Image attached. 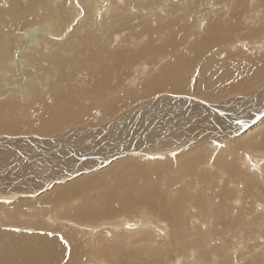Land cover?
Segmentation results:
<instances>
[{
	"label": "rangeland",
	"instance_id": "1",
	"mask_svg": "<svg viewBox=\"0 0 264 264\" xmlns=\"http://www.w3.org/2000/svg\"><path fill=\"white\" fill-rule=\"evenodd\" d=\"M156 1L158 2V0ZM160 1L164 5L166 1L174 0H159V2ZM204 1V7H202L199 11L196 6L190 9L191 14L196 12L197 17L200 15V19L203 18V20H209L207 21L208 24L206 22V25L203 26L204 29L201 33L196 32V36L194 37L192 36L193 34L195 35V33H192L187 36L189 38L186 37L185 39L181 33L185 30H180V26H182L180 24L172 26H166L165 24L166 27L162 28L163 31L160 30L161 33L159 31L158 33H155V31L149 32L152 33V35H149V38L147 39V32H140L144 33L139 39L143 42L139 45L135 44L134 49H132L133 47L131 45L128 46L127 54H124L125 58L122 54L120 61L115 64L116 66L118 65V67L110 66L99 68L101 71L99 84H101L104 79L105 81L103 82V86L100 88L102 89L104 87V93L102 95H98V97L97 95H93L95 91L93 78L90 80L85 78L87 73L90 71L89 67H75L76 69L74 67H66L67 73H65L69 75L65 74L66 77L63 76L62 79L60 74L58 77L51 79L54 83L50 80L43 85L44 87L40 86L37 91L43 87L45 89H41L43 91H39L44 94L38 91L36 92L37 94L33 96L34 99H32L33 97H29L27 101L26 98H24L19 103H16V101L10 102L7 99L6 101L1 99L5 102L3 103L0 100V135H2L0 136V139L7 138L8 136H29L30 138L36 139L35 142L38 145L40 144L38 146L39 148L41 147L45 150L48 149L47 151H53L50 149L61 146V150L66 151V154L64 155L69 157L71 156V152L74 150L67 149V146L65 147L62 139H67L71 136L69 141L66 143L69 144L72 142L78 144V142L84 138L79 142L81 143L80 147L84 145L87 146L89 143V147L87 146L86 148L87 151L90 150V153H99L98 157L105 158L108 154L112 153V149L117 148V150H120L118 146L121 145H118V142L115 141L119 139L118 136H121L118 129H120V132L123 134L128 132L136 134L138 132L140 133L138 134L140 135V139L138 138L139 141L136 140V143L140 144L144 142V139L141 138L142 132L140 125H144L145 123L142 122L143 118H145L147 122L148 117L150 116L148 114L144 115L146 111L142 113L144 107L146 106L144 110H147L148 105L152 106L156 104L164 106V109L171 108L173 107V102L171 100H167L170 95L188 96V98L200 96L199 98H202L207 102L210 101L209 103H211V105L209 106L220 107L222 110L224 109L225 112L230 111L229 109L231 107L233 109L236 107L241 109L242 107L241 111L244 112L247 109H251L244 117H234L236 121L238 120L236 124L240 121L239 123H241V125L243 124L245 127L251 120H253L257 113H261L262 110L259 109L264 106L263 99H258V97L257 103L252 101L253 105L246 100L248 97L256 96L257 94H264L262 92L264 90V0H236L235 3H233L234 0H217L215 3L211 0H196V3L199 4ZM227 1H232V4ZM223 2L228 4L224 5ZM151 5H153V3H151ZM163 5L160 7L165 10L166 6L164 5L163 7ZM210 6L213 7L211 8ZM210 12L214 13L210 14ZM188 18V24L191 25V22L194 23L192 15H189ZM73 19L76 18L74 17ZM72 21L75 23L72 22L71 24H77L75 20ZM148 21L156 23V21H152L151 19ZM149 22L146 23L148 26ZM47 24H50V22L48 21L42 23L44 26ZM159 24L160 23L155 24V28ZM255 26L256 28H254ZM194 27L195 29L196 27L198 29L201 28L199 25H194L191 28ZM148 28L150 29V27ZM169 30L170 32H168L166 36V32ZM42 31H44V28ZM117 36H120V33H118ZM179 36L180 38H178ZM190 36L192 38H190ZM110 39H112V36ZM115 40H118L117 37ZM185 42H187V44H185ZM12 46V54H14L13 57H15V54L17 55L19 51L18 47L20 46V42H15V45L13 43ZM140 47H142L143 50ZM45 48L51 49L50 47L44 46V49ZM128 55L129 57H126ZM159 63L160 65H158ZM27 65H30L34 71H39L38 73H41L43 77L48 76V74L49 76H54L53 70L44 69L43 72L40 71L41 69L37 68V65H34L33 63H29ZM14 67L16 66L14 65ZM91 68L92 70H95V67ZM102 69L105 71V75ZM85 71L87 73H85ZM39 79H41V81H45L44 78ZM106 86L109 87L106 88ZM86 90H88L91 94V96L88 94L89 98L86 97V92L88 93ZM162 96L168 102H166ZM158 98H161L162 101H158ZM87 99L88 101H86ZM244 103H247V105L245 106ZM5 104L6 106H4ZM198 109L200 108H197L190 114L188 119L189 121H185L186 123L178 121L177 119H172L173 121H170V119H162V121L158 122V126L156 125L157 129H159V126L161 125L159 129L160 131H156L155 127H149L151 128V134L156 132L159 136H163L160 137L163 139H166V137L169 138L170 135L173 136V133L176 138L187 139V142L184 141L183 145L181 147H176V149H173L170 144L165 146L161 145L160 147L156 145L155 147L153 142L158 141V139H151L150 134L147 137L148 141L143 143L144 146L147 144V147L145 146L146 148L140 144V146L136 147L135 150L129 149L130 151L128 152H117L110 157V161L106 164L96 163L99 160L94 158H90L91 161L87 162L88 164L85 160H78L79 162L77 161L76 163L69 161L64 162L59 159L57 155L51 156L52 160L49 159L47 162L46 160L38 159L40 161L43 160L45 163L29 162V164L21 158H17L15 161L10 163H5L7 160H2L0 158V161H2V163H0V178L5 174L4 172L7 171H12L11 173L17 174L18 176H16L18 178L20 174L22 178H20L22 180L21 184L18 180L19 183L16 181L17 184H15L16 182H7V184L6 182H3V184H1L2 186L0 185V194L7 195L13 193L12 195L14 196L13 199H3L0 197V228L44 232L45 234L49 233L47 236L49 235L53 238L59 239L61 241L59 245L64 249V257L60 256L61 262H57L59 260L58 256L54 257V264H91L92 260L98 259L101 264H160L158 262L161 261L163 255L170 253L166 251H170V248L173 249L171 251L174 252L172 255V258H174L173 264H231L227 261H229V257L233 254V252H227L226 247L230 245L229 242L232 244L234 243L235 236L239 235L240 230L243 237H249V243L246 244L242 250H246L250 255H256V259L252 257L247 258V256H245L242 261H239L236 264H256V262L258 264V262L262 260L260 257L261 254L257 251L254 252L253 248L255 246H259L260 242L263 241L264 228L262 230L259 228H251L249 227V224H252L253 220L249 219L248 223L247 221L245 222L243 218L245 212L253 211L254 220L259 221L262 217H264V215H257V212H259L260 208H262V203L264 204V165L262 166V163L264 162V155L262 154L264 151L261 153L251 154L255 150L254 148L252 152L248 154L244 153L243 150L228 149V145L232 143L230 141L234 138L233 136V138L230 136V139H227L226 141L224 138H216V135L212 139L210 137L207 138L209 131L214 130L217 132L216 124L221 126V120L216 116L213 118L216 124H213L211 116H214V113L211 110H207L205 112L202 111V113H200L197 111ZM135 110H141V113L139 112L140 117L144 116L142 119L138 116L139 118L137 119L139 121L136 118L131 117L132 113L136 112ZM159 111H162V108L159 109ZM224 119L225 116L222 120L224 121ZM136 121L137 123H135ZM193 121L196 123V126ZM122 122L126 125H123ZM148 122L147 124L151 123ZM174 123H176L177 126H174ZM149 126L151 125L149 124ZM138 128L140 131L137 130ZM86 129L94 131H102L103 129L107 130V132L103 130L104 132H97V135H94V138L97 140L95 148H98V150L94 151L95 148L90 147L92 145V143H90L91 137L84 133L86 132ZM171 129L173 130L171 131ZM163 130L167 132H163ZM109 131H112L111 134L114 136L112 138L114 141L111 139V136H109L111 135ZM196 131L202 134L197 133ZM76 133H81V135ZM102 133L109 135L102 139ZM186 134L188 135L186 136ZM37 136L41 141L43 139H48L53 140V143H49L47 145L44 142L43 145L40 141H37ZM198 137L200 139H198ZM254 137L255 138H251L250 140L252 141L253 146L256 145L259 147H257L258 149L262 150L264 146V136L259 135ZM188 139H192L189 141L190 143L188 142ZM77 140L79 141L77 142ZM96 140L94 142H96ZM220 140H223L224 142L220 143ZM107 141L109 142L107 143ZM125 143L126 141L124 144ZM51 144L53 148L51 147ZM15 146L17 147V145ZM18 147L23 152H27V154H35L36 152L30 145L23 147L18 145ZM9 150L12 151L13 148H9ZM94 155L96 156V154ZM246 157H253L261 162L259 161V163L253 165L249 163V160L245 159ZM49 164H51V166ZM98 164L100 166H98ZM83 165H88V167L86 168ZM223 167L229 168V170L235 174L232 180L228 181L229 179L226 177L227 172L222 170ZM201 168L202 174L197 175L196 172ZM248 168L252 169L245 171V169ZM73 169H77L76 172L78 173H73ZM16 170L17 172H15ZM58 171L61 173L59 174ZM65 171L67 172L64 173ZM207 171L212 173L209 175V178H206ZM52 172L54 174H52ZM60 175H65V177H61ZM247 176H256L257 180L255 181H259L263 187H259L256 191L248 189L246 185ZM194 180V185L191 186L193 183L192 181ZM40 181L42 183H47V181H49L50 183L48 182L49 185L46 186L47 188H40L41 190H36L38 187L34 188L35 190L32 188L34 195L21 193L16 190L19 189L18 187L22 188L24 185L29 187L30 190V185L33 186L35 182L37 183ZM53 184L54 186H52ZM195 184H198L199 187ZM216 184L218 185L215 187ZM221 186H223L221 193H225L228 190L233 192V194L222 198L218 197L219 200H215L216 203L220 204L219 209H217L212 202V205L203 207L202 204H204V201L210 198V194H214L215 192L219 193ZM236 186H240V189L242 188L244 192L242 198L237 199L236 196L234 197ZM249 191L251 193H249ZM57 193L61 194V200L55 202V200L51 198L48 203L50 206H46L52 216L60 218L58 222L54 224L56 222L55 218L44 215L46 209H43L41 206L45 205L44 201L46 197L48 200L49 197H56ZM192 193L194 195H191ZM202 193L205 194L202 196ZM244 199L246 200L244 201ZM252 199L258 201L260 200L261 202V204L258 202L252 207L255 210L249 206L253 205ZM192 200L194 204L191 207ZM229 200H231L232 203L231 201L229 202ZM36 203L39 205L37 206ZM22 206L25 207V209L23 208L18 211H25L27 215L21 214V216L16 214L12 216L13 210H15L16 207ZM196 206L201 208L204 215L201 222L202 227L198 230V232L203 233V237H190V233L193 229L192 225L195 219H191L186 223L188 215L189 217H192V211H198ZM145 218V223H147V225L149 224L152 229H148L147 227L139 232H137L139 229H135L137 231L132 230L133 232L131 231L130 233L129 230V232L125 231L120 227L116 230L108 227V224L113 225L114 223L121 222L122 220L130 219V221L134 220V222H143ZM63 220L64 222H61ZM147 220L150 222L148 223ZM88 223H90V225ZM229 226L231 229H229ZM185 227H187L188 230L184 229ZM198 232L194 231L196 235H198ZM151 233H153L156 237L151 235L152 237L149 239H140V237ZM216 233L219 234L217 235ZM131 236L134 237L132 238ZM205 236H208L209 239H206ZM255 237H257L258 240L253 242L252 240ZM96 241H98V244H96ZM203 241L206 243V246ZM219 241H225L226 245L224 247H220L221 244L216 243ZM184 246L187 247L184 248ZM182 247L184 248L185 254L183 251H180ZM188 249H193V251ZM236 250L237 245L234 246V252ZM103 260H105V262Z\"/></svg>",
	"mask_w": 264,
	"mask_h": 264
},
{
	"label": "bare ground",
	"instance_id": "2",
	"mask_svg": "<svg viewBox=\"0 0 264 264\" xmlns=\"http://www.w3.org/2000/svg\"><path fill=\"white\" fill-rule=\"evenodd\" d=\"M164 1V0H163ZM199 1V0H198ZM202 1V0H201ZM208 1V0H206ZM213 1V3H215L217 0H211ZM210 1V2H211ZM233 1V0H232ZM231 1V2H232ZM236 0L233 1V3H235ZM169 2V3H168ZM208 2V3H210ZM226 2V1H225ZM230 2V1H227ZM230 2V3H231ZM65 3V4H64ZM151 3H153V5H151ZM212 3V2H211ZM224 3V2H223ZM229 3V5H230ZM238 3V1H237ZM27 4V5H26ZM227 5L228 3H224V5ZM232 4V3H231ZM26 5V6H25ZM163 5L161 3V1L158 2L156 0H0V100L4 99L6 101L9 100L10 102H14L16 101V103H19L20 101H22L24 98H26V100L28 101L29 97H33L35 94H37L36 92H38L41 89H45L43 88L44 84H46L47 82H49L51 79H53L54 77H58L61 74V77L63 79V76H65L66 72V67H77V68H90L89 73H87L85 71V73H87L86 75V79L90 80L93 78L94 80V87H95V91L93 93V95H102L104 93V87L102 89H100L103 86V82L101 84H99V78H100V67H115L116 63L118 61H120L122 54L124 56V54H127V47L128 46H132L134 49L135 48V44L139 45L141 42H143L142 40H139L140 37L142 36V34L144 33H140L142 31L147 32L146 35V39L149 38V35H152V33L149 32H154L158 33V31L160 32V30L163 31V27L168 26H172V25H177L180 24L182 26H180V30H185L182 33V36L186 39L187 36H189L192 33H195V35L193 34L192 37L196 36V32L197 33H201L203 31V26L206 25V22L209 21L208 19L203 20V18H199L195 13H190V9L193 7H197L198 11L204 7L205 5V1L201 2L199 4L196 3V0H174V1H166L164 3V5L166 6L165 10H163L164 8H161L160 6ZM163 5V7H164ZM212 5V4H211ZM223 5V6H224ZM214 6V4H213ZM212 6V7H213ZM211 7V6H210ZM211 7V8H212ZM225 7V6H224ZM237 7V5H236ZM226 8V7H225ZM209 9V8H208ZM220 9V8H219ZM224 9V8H223ZM234 9V7H233ZM204 10V8H203ZM215 10V9H214ZM217 10V9H216ZM242 10V9H241ZM197 11V10H196ZM221 11V10H220ZM226 11V9H225ZM205 12V11H204ZM190 13V14H189ZM203 13V12H202ZM209 13V12H208ZM214 12H210V14H213ZM217 13V12H216ZM224 13V12H223ZM238 13V12H237ZM200 14V13H199ZM209 14V15H210ZM262 14V13H261ZM189 15H192L193 17V22H191V25L187 23V19H189ZM205 15V13H204ZM203 15V16H204ZM76 19H73V18ZM202 17V16H201ZM205 17V16H204ZM211 17V15H210ZM206 18V17H205ZM151 19L152 21H156L155 22H149L148 20ZM199 19V20H198ZM75 20L77 24H71L73 21ZM50 22V24H47L46 26L42 25V23L45 22ZM189 21V20H188ZM147 22H149V26L146 24ZM75 23V22H73ZM160 23L156 28H155V24ZM210 23V22H209ZM147 26H146V25ZM166 24V26H165ZM208 24V22H207ZM264 24V23H263ZM194 25H199L201 26L200 29H198L196 27L191 28ZM150 27V29L148 28ZM44 28V31H42V29ZM170 28V27H168ZM177 28V27H176ZM256 28V26L254 27ZM166 32V31H165ZM170 32L167 31L166 32V36L167 33ZM262 32V31H261ZM118 33H120V36H117ZM122 33V34H121ZM161 33V32H160ZM236 33V32H235ZM164 34V33H163ZM112 36V39H110ZM157 36V34H156ZM181 36V35H180ZM180 36L178 38H180ZM200 36V35H199ZM117 37L118 40H115V38ZM155 37V34H154ZM159 37V36H158ZM165 37V36H164ZM190 36V38H192ZM153 38V37H152ZM189 38V37H187ZM238 38V37H237ZM154 39V38H153ZM242 39V38H241ZM246 39V38H245ZM54 40V41H52ZM149 40V39H148ZM158 40V39H157ZM192 40V39H191ZM231 40V39H230ZM113 41V42H112ZM185 41V40H184ZM15 42H20V46L18 47V53L17 55L12 54V50L11 47L13 48V43L15 45ZM54 42V43H53ZM158 42V41H157ZM188 42V40H187ZM187 42H185V44H187ZM240 42V41H239ZM245 42V41H243ZM242 42V43H243ZM92 43H93V47H92ZM184 43V42H183ZM144 44V43H143ZM151 44V42H150ZM264 44V43H263ZM18 45V44H17ZM127 45V46H126ZM45 47H50L51 49H44ZM147 46V45H146ZM162 46V44H161ZM249 46V45H248ZM143 47V46H142ZM142 47H140L142 49ZM92 48V49H91ZM174 48V47H173ZM251 48V47H250ZM257 48V47H256ZM148 49V48H147ZM55 53H54V51ZM143 50V49H142ZM163 51V50H162ZM171 51V50H170ZM90 52V53H89ZM143 52V51H142ZM177 52V51H176ZM15 53V52H14ZM140 53V52H139ZM243 54V53H242ZM257 54V53H256ZM261 54V53H260ZM264 54V53H263ZM131 55V54H130ZM143 55V54H142ZM170 55V54H169ZM205 55V54H204ZM150 56V55H149ZM155 56V55H154ZM126 57H129L126 56ZM14 58V59H13ZM125 58V56H124ZM131 58V57H130ZM133 58V57H132ZM140 58V57H139ZM149 58V57H148ZM61 62V63H60ZM29 63H33L34 65H37V68H40V71H43L44 69L46 70H53L54 71V76H44L41 73H38L39 71H34L32 69V67L30 66V70H29V66L27 64ZM147 63V61H146ZM166 63V62H165ZM255 63V62H254ZM253 63V64H254ZM119 64V63H118ZM14 65L16 67H14ZM160 65V63L158 64ZM252 65V64H251ZM133 66V65H132ZM163 66V65H162ZM91 67H95V70ZM118 67V65L116 66ZM161 67V66H160ZM35 69V68H34ZM76 69V68H75ZM147 69V68H145ZM38 70V69H37ZM89 70V69H88ZM107 70V69H106ZM221 70V69H220ZM94 71V72H91ZM102 71L104 72L105 75V71L102 69ZM44 72V71H43ZM49 72V71H47ZM66 72V73H65ZM69 72V71H68ZM52 73V72H51ZM72 73V70H71ZM44 74V73H43ZM228 74V73H227ZM262 74V73H261ZM69 75V74H66ZM230 75V74H229ZM232 75V73H231ZM143 76V75H142ZM171 76V75H170ZM256 76V75H255ZM66 77V76H65ZM68 77V76H67ZM152 77V76H151ZM39 78H44L45 81H41V79ZM60 78V77H59ZM226 78V77H225ZM101 79V78H100ZM191 79V78H190ZM52 81V80H51ZM55 81V80H54ZM113 81V80H112ZM117 81V79H116ZM191 81V80H190ZM53 82V81H52ZM89 82V81H88ZM54 83V82H53ZM137 83V81H136ZM67 84V83H66ZM49 85V84H48ZM43 86L41 89H39L37 91V89ZM66 86V85H65ZM70 86V85H68ZM46 87V86H45ZM93 87V86H92ZM91 87V88H92ZM109 86H106V88ZM51 88V87H50ZM49 88V89H50ZM88 88V87H87ZM252 89V88H251ZM263 89V87H262ZM53 90V89H52ZM51 90V91H52ZM43 91V90H41ZM46 91V90H45ZM88 91V90H86ZM121 91V90H120ZM40 92V91H39ZM264 93V90L262 91ZM9 93V94H8ZM12 93V94H11ZM42 94H44L43 92H40ZM47 93V92H46ZM62 93V92H61ZM88 93L86 92V97H88ZM92 95V96H93ZM57 96V95H56ZM91 96V94H90ZM246 96V95H245ZM85 97V98H86ZM96 97V96H95ZM94 97V98H95ZM166 97V96H164ZM200 97V96H199ZM199 97H192V98H188V96H179V95H175V96H169V98L167 99L168 101L171 100L172 106L171 108H166L164 109L162 105H148L147 106V110L143 109L144 113L146 111L145 114L150 115L148 117V121L151 122L148 123L151 125L149 126V124H147L146 119L141 116L139 112L142 110H135L136 112L132 113L131 117L134 118H139L142 119V122H145L144 125H140V129L142 132V136L141 138L144 139V142H147V137L151 134L150 129L152 127H155V130L158 131L160 129L156 128V125L159 124V121H162V119H170V121H173L172 119H177L178 121L181 122H185V121H189V117L190 114L195 111L197 108V111L202 113V111H207V110H211L214 113V116H211L212 119V123L216 124L215 120L213 118H215L216 116L218 118H220V124L221 126L216 127L217 132L214 130H211L208 132V137H210L211 139L213 137L216 138H224V140L226 141L227 139H230V136L233 138L230 142H232L231 144L228 145V149L231 150H243L244 153H250L252 152V150L255 148V150L251 153V154H256V153H261L264 151V146L263 149L260 150L258 149L259 147L254 145L251 140V138H255L254 136H264V106L260 109L262 110L261 113L259 112V114L257 113L256 116L253 118V120L250 121V124L247 125L246 127L243 126V124L241 125V123L236 121L235 118H237L236 116L240 117V114L242 113V117L245 116V114L243 113L244 111H241V109H239V107H236L235 109H233L232 107L229 109L230 111L225 112L224 109L222 110V108L220 107H211L209 105H211V103L207 102L206 100L199 98ZM258 97V99H263L264 102V94H257L256 98ZM50 98V96H49ZM163 98V96H162ZM167 98V97H166ZM254 96L248 97L246 98V100H248L250 103H252ZM34 99V97L32 98ZM31 99V100H32ZM159 99V98H158ZM161 99V98H160ZM158 101H162L161 100ZM165 100V98H163ZM2 101L3 103L5 101ZM71 100V99H70ZM163 100V101H164ZM25 101V100H24ZM88 101V99L86 100ZM84 101V102H86ZM166 101V100H165ZM166 101V102H168ZM170 101V102H171ZM74 102V101H73ZM82 102V101H81ZM246 102V101H245ZM89 103V102H88ZM103 103V102H102ZM151 104H153L152 102H150ZM241 103V102H240ZM243 103V102H242ZM160 104V103H158ZM169 104V103H168ZM229 104V103H228ZM1 105V103H0ZM91 105V104H90ZM230 105V104H229ZM228 105V106H229ZM243 105V104H242ZM6 106V104L4 105ZM18 106V105H17ZM86 106V105H85ZM214 106V105H212ZM241 106V105H240ZM8 107V106H7ZM38 107V106H37ZM222 107V106H221ZM244 107V106H243ZM5 108V107H4ZM41 108V107H40ZM39 108V109H40ZM108 108V107H107ZM110 108V107H109ZM162 108V111H159V109ZM224 108V107H223ZM227 108V106H226ZM256 108V107H255ZM74 109V108H73ZM100 109V108H99ZM7 111V110H6ZM196 111V112H197ZM250 111V110H249ZM27 112V111H26ZM107 112V111H106ZM141 113V112H140ZM253 113V112H252ZM70 114V113H69ZM113 114V113H112ZM139 114V115H138ZM167 114V115H166ZM212 114V113H210ZM85 115V114H84ZM87 115V114H86ZM209 115V114H208ZM107 116V115H106ZM113 116V115H112ZM137 116V117H136ZM139 116V117H138ZM225 116L224 121L222 120ZM84 117V116H83ZM92 117V116H91ZM127 117V116H126ZM196 117V116H195ZM235 117V118H234ZM147 118V117H146ZM203 118V117H202ZM93 119V118H92ZM97 119V118H96ZM125 119V118H124ZM133 119V118H132ZM152 119V120H151ZM199 119V118H198ZM23 120V119H22ZM71 120V119H70ZM119 120V119H118ZM123 120V119H122ZM138 120V119H137ZM193 120V119H192ZM202 120V119H201ZM226 120V122H225ZM127 121V120H125ZM130 121L132 122V120L130 119ZM139 121V120H138ZM218 121V120H217ZM124 122V121H123ZM122 122V123H123ZM134 122V121H133ZM202 122V121H201ZM215 122V123H214ZM99 123V122H98ZM107 123V122H106ZM137 123V121L135 122ZM162 123V122H161ZM166 123V122H165ZM169 123V122H168ZM186 123V122H185ZM190 123V122H189ZM193 123H195L193 121ZM210 123V122H209ZM208 123V124H209ZM246 123V122H245ZM244 123V124H245ZM92 124V123H91ZM100 124V123H99ZM103 124V122H102ZM115 124V123H113ZM119 124V123H118ZM130 124V123H129ZM164 124V123H163ZM170 124V123H169ZM168 124V125H169ZM198 124V123H197ZM123 125H126L123 123ZM171 125V124H170ZM177 126L176 123H174V126ZM179 125V124H178ZM95 126V125H94ZM100 126V125H99ZM128 126V124H127ZM158 126V125H157ZM165 126V125H163ZM194 126V125H193ZM196 126V123H195ZM201 126V125H199ZM209 126V125H208ZM79 127V126H78ZM83 127V126H82ZM125 127V126H124ZM151 127V128H149ZM166 127V126H165ZM181 127V126H178ZM91 128V127H90ZM191 128V126H190ZM195 128V127H194ZM204 128V127H203ZM65 129V128H64ZM78 129V128H77ZM94 129V128H92ZM97 129V128H96ZM114 129V128H113ZM116 129V128H115ZM122 129V128H121ZM149 129V130H148ZM169 129V126H168ZM196 129V128H195ZM105 132H107L106 129ZM102 130V131H103ZM119 130V134L121 136H118L119 139L115 140L118 142V148L120 150H117V148L112 149V153L108 154L104 159H109L110 157H112L114 154H116L117 152L120 151H124V152H128L131 150H135L136 147L140 146V144L143 145L144 142L138 144L136 143L138 140V138L140 139V133L133 134L132 133H125L123 134L122 132H120L121 130ZM128 130V128H127ZM139 130V128L137 129ZM173 129H171L172 131ZM175 130V129H174ZM198 130V128H197ZM200 130V129H199ZM231 130V131H230ZM100 130L94 131V130H89L86 129V132H84L85 134L89 135V137H91L90 139V143H92V145L90 147H94L97 144V140L94 138V135H97V132H102ZM133 131V130H131ZM140 131V130H139ZM160 131V130H159ZM165 130H163L164 132ZM178 131V130H177ZM176 131V132H177ZM191 131V130H190ZM201 131V130H200ZM219 131V132H218ZM80 132V131H78ZM104 132V131H103ZM110 134L112 133V131H109ZM135 132V131H134ZM167 132V131H165ZM181 132V131H180ZM183 132V131H182ZM197 133H200L198 131H196ZM202 132V131H201ZM204 132V131H203ZM162 133V131H161ZM172 133V132H171ZM205 133V132H204ZM263 133V134H261ZM22 134V133H21ZM53 134V133H52ZM81 135V133H76ZM102 139H104L106 136H108L109 134H104L102 133ZM166 134V133H165ZM192 134V133H191ZM196 134V133H194ZM202 134V133H200ZM67 135V134H66ZM101 135V134H100ZM161 135V134H160ZM174 133L173 136L170 135L169 138L166 137V139L160 138L163 136H159L158 134L153 133L151 134L150 138H155L156 140L158 139V141H154L153 144L156 147V145H158L159 147L161 145L165 146L170 144L173 149H176V147H181L184 143V141L187 142V139L184 138H176L174 137ZM188 134H186L187 136ZM2 136V135H0ZM11 136V135H10ZM33 136V135H32ZM36 136V135H35ZM78 136V135H77ZM99 136V135H98ZM111 136V139L114 137L113 134L109 135ZM179 136V135H178ZM185 136V135H183ZM202 136V135H201ZM18 137H23V138H27V139H22V138H18ZM29 137V136H28ZM25 137L23 135L20 136H15V137H7V138H1L0 139V158L2 160H7L5 161V163H10L12 161H15L17 158H21L23 159V161L25 160V162H27L29 164V162H37V163H45L43 162V160H46V162L50 159L52 160L51 156H58L59 159L63 160L64 162L69 161V162H73L76 163L78 160H81L80 158H83L81 161L85 160L86 163L91 161L90 158H100L98 157L99 153L96 152H89L86 150L87 146L84 145L82 147H80L79 143L82 140H77L78 144L76 143H72L70 142L69 144H67L66 142L69 141V139L71 138L68 137L67 139L63 138L62 141L64 142L63 144H65V147L67 146V149H72L74 151H69L71 152V156L67 157L66 151L65 150H61V146L55 147L54 149H50L53 151H47L44 150L40 147H38L39 145L35 142L36 139L35 138H28ZM43 137V136H40ZM96 137V136H95ZM191 137V136H190ZM45 138V137H44ZM75 138V137H74ZM73 138V139H74ZM116 138V137H115ZM262 138V137H261ZM15 139V140H14ZM110 139V140H111ZM193 139V138H192ZM191 139V140H192ZM197 139V137H196ZM198 139H200L198 137ZM72 140V139H71ZM96 140V142H94ZM113 140V139H112ZM188 139V142L191 141ZM205 140V139H204ZM218 140V139H217ZM234 140V141H233ZM254 140V139H253ZM263 140V139H262ZM37 141L41 142V144H43L44 142L48 145L49 143H53V140H48V139H43L42 141L40 139H38L37 136ZM114 141V140H113ZM126 141V143L124 144V142ZM139 141V140H138ZM9 142V144H8ZM109 141H107L108 143ZM199 142V141H198ZM197 142V143H198ZM223 140H220V143H223ZM255 142V141H254ZM85 143V142H84ZM105 143V142H103ZM102 143V144H103ZM130 143V144H129ZM160 143V144H159ZM190 143V142H189ZM194 143V141H193ZM15 145H17V148L14 149L13 147H16ZM18 145L26 146V145H30L32 146V148L36 151L35 154H27V152H23L22 150L19 149ZM44 145V144H43ZM45 145V146H47ZM149 145V143H148ZM152 145V144H150ZM185 145V144H184ZM194 145V144H193ZM199 145V144H198ZM224 145V144H222ZM13 148V150H9V147ZM117 146V145H115ZM144 146V145H143ZM147 147V144L145 145ZM144 146V147H145ZM192 146V144H191ZM261 146V147H262ZM29 147V146H27ZM44 147V146H43ZM49 147V146H48ZM51 147L53 148L52 144ZM89 147V146H88ZM104 147V146H103ZM112 147V146H111ZM145 147V148H146ZM153 147V146H152ZM198 147V146H197ZM258 147V148H257ZM144 148V149H145ZM30 149V148H29ZM28 149V150H29ZM101 149V148H100ZM107 149V148H106ZM111 149V148H110ZM151 149V148H150ZM155 149V148H154ZM153 149V150H154ZM98 150V148H95L94 151ZM109 150V149H108ZM149 150V149H148ZM226 150V149H225ZM31 151V150H30ZM92 151V150H91ZM110 151V150H109ZM115 151V152H114ZM138 151V150H137ZM158 151V150H157ZM172 151V150H171ZM170 151V152H171ZM114 152V153H113ZM151 152V151H150ZM154 152V151H153ZM169 152V153H170ZM175 152V151H174ZM172 152V153H174ZM142 153V152H141ZM147 153V152H146ZM155 153V152H154ZM162 153V152H161ZM168 153V152H165ZM226 153V152H225ZM16 154V155H15ZM74 154H76L77 156H79V158H74ZM96 154V156L94 155ZM122 154V153H121ZM124 154V153H123ZM134 154V153H133ZM138 154V152H137ZM164 154V153H162ZM219 154V153H218ZM242 154V153H241ZM128 155V154H127ZM126 155V156H127ZM264 155V153L262 154ZM173 156V155H172ZM246 156V155H245ZM249 156V155H248ZM62 157V158H61ZM129 157V156H127ZM225 157V156H224ZM261 158V157H260ZM264 158V157H263ZM20 159V162H21ZM38 159H43L42 161L38 160ZM245 159L249 160V163L251 164H256L259 163L260 160H257L256 158L253 157H246ZM99 160V159H96ZM150 160V159H149ZM245 160V161H247ZM54 161V160H53ZM52 161V162H53ZM241 161V160H240ZM79 162V161H78ZM151 162V161H150ZM261 162V161H260ZM0 163H2V161H0ZM92 163V162H91ZM96 163L99 164H106L103 163L101 160L97 161ZM4 164V162H3ZM21 164V163H20ZM27 164V165H28ZM66 164V163H65ZM88 164V163H87ZM93 164V163H92ZM98 164V166H100ZM156 164V163H155ZM166 164V163H165ZM32 165V164H31ZM41 165V164H40ZM51 166V164H49ZM69 165V164H68ZM71 165V163H70ZM78 165V164H77ZM160 165V164H159ZM182 165V164H181ZM193 166H195L194 164H192ZM264 165V162L262 163V166ZM48 166V165H47ZM49 166V167H50ZM67 166V165H66ZM80 166V164H79ZM86 168L88 167V165H83ZM97 166V167H98ZM213 167H215L214 165H212ZM261 166V165H260ZM17 167V166H16ZM84 167V168H85ZM171 167V166H170ZM186 167V166H185ZM12 168V167H11ZM53 168V167H52ZM173 168V167H172ZM262 168V167H261ZM264 168V167H263ZM13 169V168H12ZM91 169V168H90ZM170 169V168H169ZM168 169V170H169ZM252 168H248L245 169V171L250 170ZM11 170V169H10ZM56 170V168H55ZM70 170V169H69ZM174 170V169H173ZM194 170V169H193ZM223 171L227 172L226 177L229 179L228 181L232 180V178H234V175L229 168H222ZM77 169H73L72 172H76ZM82 171V170H81ZM84 171V170H83ZM175 171V170H174ZM180 171V170H179ZM182 171V169H181ZM263 171V170H262ZM4 172L5 174L3 176H1L0 178V185L3 184V182L7 184V182L10 183H15L16 181H20V184L22 183V178L19 174V178L17 177V174L11 173V172ZM14 172V171H13ZM17 172V170L15 171ZM54 172V170H53ZM52 172V174H54ZM59 172V171H58ZM57 172V173H58ZM67 171H65L64 173H66ZM161 172V171H160ZM19 173V172H18ZM48 173V172H47ZM50 173V172H49ZM61 172H59L60 174ZM78 173V172H76ZM163 173V172H162ZM183 173V172H182ZM189 173V172H188ZM172 174V172H171ZM184 174V173H183ZM197 175L202 174V168L200 170H198L196 172ZM212 173L210 172H206V178H209V175H211ZM214 174V173H213ZM17 175V176H16ZM57 175V174H56ZM167 175V174H165ZM179 175V174H178ZM181 175V174H180ZM61 176V175H60ZM68 176V175H67ZM61 177H65L61 176ZM193 177V176H192ZM258 177V176H257ZM21 178V179H20ZM49 178V177H48ZM42 179V178H41ZM54 179V177H53ZM59 179V178H57ZM56 179V180H57ZM62 179V178H61ZM152 179V178H151ZM197 179V178H196ZM195 179V180H196ZM32 180V179H31ZM55 180V179H54ZM165 180V179H164ZM194 181H192V185H194ZM257 180L256 176H247L246 178V185L248 189H251L252 191H256L259 187H263V185H261V183H259V181H255ZM18 181V183H19ZM38 181V180H37ZM45 181V180H44ZM43 181V182H44ZM51 181V180H50ZM158 181V180H157ZM160 181V180H159ZM167 181V180H165ZM201 181V180H200ZM46 182V181H45ZM42 183L40 182H35V184H33V186L30 185L31 189L29 190V187H27L26 185H24L22 188L18 187L19 189H16L17 191L21 192V193H29L30 195H34L33 190H35L34 188L38 187L39 190L42 187L47 188L46 186L49 185L47 181V183ZM55 182V181H54ZM60 182V181H59ZM126 182V181H125ZM186 182V181H185ZM264 182V181H263ZM50 183V182H49ZM56 183V182H55ZM161 183V182H160ZM227 183V181H226ZM17 184V182L15 183ZM19 184V185H20ZM136 184V183H135ZM154 184V183H153ZM173 184V183H172ZM13 185V184H12ZM196 186L199 187L198 184H195ZM218 184L215 185V187ZM2 186V185H1ZM9 186V185H8ZM54 186V184L52 185ZM184 186V185H183ZM17 187V186H15ZM76 187V186H75ZM74 187V188H75ZM127 187V186H126ZM6 188V187H5ZM33 188V190H32ZM141 188V187H140ZM143 188V187H142ZM236 190L234 192V197L236 196V198H242L244 192L242 190V188L240 189V186H236L235 187ZM73 189V188H72ZM146 189V188H145ZM150 189V188H149ZM179 189V188H177ZM185 189V188H184ZM188 189V188H187ZM186 189V190H187ZM223 189V186H221V188L219 189V193L215 192L214 194H210V198L206 199L204 201L203 207H206L208 205H212V203L214 204V206L219 209L220 208V204L216 203V199L219 200L218 197L222 198L225 196H229L232 195L233 192L231 191H226L225 193H221V190ZM240 189V190H238ZM264 189V188H263ZM1 190V188H0ZM11 190V189H9ZM14 190V191H16ZM41 190V189H40ZM78 190V189H77ZM165 190V189H164ZM250 190V191H251ZM154 191V190H153ZM160 191V190H159ZM191 191V190H190ZM189 191V192H190ZM249 191V193H251ZM166 192V191H165ZM1 193V192H0ZM4 193V192H3ZM37 193V192H36ZM183 193V192H182ZM256 193V192H254ZM260 193V191H259ZM13 193L7 194V195H2L0 194L1 198H9V199H13ZM165 194V193H164ZM205 193H202V196ZM184 195V194H183ZM188 195V194H186ZM190 195V193H189ZM191 195H194L193 193ZM248 195V194H247ZM250 195V194H249ZM152 196V195H151ZM201 196V195H199ZM251 196V195H250ZM260 196V195H259ZM257 196V197H259ZM170 197V196H169ZM192 197V196H191ZM247 197V196H246ZM264 197V196H263ZM51 198H53L56 201H60L61 200V194L57 193L56 197H49L47 200V197L44 201L45 205L41 206L43 207V209H46L44 212V215L50 216V217H54L50 214V211H48V208H46V206L48 205L49 201L51 200ZM245 198V195H244ZM251 198V197H250ZM249 198V199H250ZM254 198V197H253ZM262 198V196H261ZM211 199V200H210ZM248 199V198H247ZM258 199V198H257ZM260 199V198H259ZM263 199V198H262ZM8 200V199H7ZM43 200V199H42ZM176 200V199H175ZM233 200V198H232ZM242 200V199H240ZM246 199H244L245 201ZM253 200V205H249L250 208H252L254 205H256V203L260 202V200ZM251 200V201H252ZM1 201V200H0ZM5 201V200H4ZM172 201V200H171ZM231 200H229L230 202ZM250 201V202H251ZM153 202V201H152ZM212 202V203H211ZM243 202V201H242ZM20 203V202H19ZM232 203V201H231ZM239 203V202H238ZM2 204V203H1ZM160 204V203H159ZM194 204L193 200L191 201V207ZM196 204V203H195ZM248 204V202H247ZM261 204V202H260ZM36 205L38 206L39 204L36 203ZM42 205V204H40ZM258 205V204H257ZM50 206V205H48ZM228 206V205H227ZM246 206V205H245ZM14 207V206H13ZM153 207V206H152ZM158 207V206H157ZM232 207V205H231ZM262 208H260V211L257 212V215H264L263 212V207L264 204L262 203L261 205ZM25 209V207H16L15 210H13L12 216L13 215H27L26 212H22V211H18L20 209ZM235 208V207H234ZM239 208V206H238ZM247 208V207H246ZM52 209V208H51ZM88 209V208H87ZM196 209H198V211H192L193 216L192 217H188L186 218V223L188 221H190L191 219H195L194 223L192 225V232L190 233V237H198L201 236L203 237V233L198 232V230L201 229L202 227V219L204 217L201 208H199V206H196ZM249 209V208H248ZM247 209V210H248ZM253 209V208H252ZM50 210V209H49ZM255 210V209H253ZM53 211V210H51ZM98 211V210H97ZM111 211V210H110ZM143 211V210H142ZM141 211V213H142ZM176 211V210H175ZM174 211V212H175ZM236 211V210H235ZM2 212L4 213V211L2 210ZM81 212V211H80ZM85 212V211H84ZM83 212V213H84ZM145 212V210H144ZM227 212V211H225ZM230 212V211H229ZM88 213V212H87ZM98 213V212H97ZM146 213V212H145ZM163 213V212H162ZM237 213V212H235ZM253 212H245L244 214V221L249 223V219L253 220L252 224H249V227L251 228H259L260 230H262L264 228V217H262L259 221L254 220L253 219ZM230 214V213H228ZM227 214V215H228ZM3 215V214H1ZM8 215V214H7ZM21 215V216H22ZM100 215V214H99ZM105 215V214H103ZM109 215V213H108ZM107 215V216H108ZM138 215V213H137ZM145 215V214H144ZM239 215V214H237ZM191 216V215H190ZM99 217V216H98ZM131 217V216H130ZM147 217V216H146ZM149 217V216H148ZM228 217V216H227ZM19 218V217H18ZM56 222L54 224H56L58 222V220L60 218H56L54 217ZM139 218V217H138ZM150 218V217H149ZM257 218V217H256ZM49 219V218H48ZM47 219V220H48ZM51 219V218H50ZM148 219V218H147ZM66 220V219H65ZM111 220V219H110ZM116 220V219H114ZM146 218L144 219L143 222L140 221H130L129 220H122L121 222H117L114 223L113 225L108 224V227H110L113 230L118 229L119 227L122 229H124L125 231H131L135 230V229H139L137 232L145 229L148 227V229H152L150 227V225L148 226L147 223H145ZM232 220V219H231ZM237 220V218H236ZM67 221V220H66ZM92 221V220H91ZM113 221V220H112ZM110 221V222H112ZM148 221V220H147ZM152 221V220H151ZM175 221V220H174ZM228 221V220H227ZM51 222V220H50ZM54 222V221H53ZM52 222V223H53ZM61 222H64L61 221ZM76 222V221H75ZM105 222V221H104ZM107 222V221H106ZM116 222V221H115ZM150 221H148L149 223ZM229 222V221H228ZM243 222V221H242ZM241 222V223H242ZM243 222V223H245ZM185 223V224H186ZM231 223V222H230ZM238 223V222H237ZM236 223V225H237ZM10 224V223H9ZM53 224V225H54ZM90 225V223H88ZM156 224V223H155ZM4 225V224H3ZM13 225V224H12ZM102 225V224H101ZM231 225V224H230ZM239 225V224H238ZM185 226V225H184ZM191 226V225H190ZM258 226H262V227H258ZM153 227V225H152ZM158 227V226H157ZM232 227V226H231ZM234 227V226H233ZM243 227V226H242ZM54 228V226H53ZM94 228V227H93ZM191 228V227H190ZM25 229V228H24ZM98 229V228H96ZM102 229V228H101ZM161 229V228H160ZM184 229H187V227H185ZM229 229L230 226H229ZM55 230V229H54ZM86 230V229H85ZM88 230V229H87ZM100 230V229H99ZM123 230V231H124ZM163 230V229H162ZM94 231V230H93ZM128 231V232H129ZM146 231V230H145ZM164 231V230H163ZM162 231V233H163ZM186 231V230H185ZM194 231L198 232V235H196L194 233ZM133 232V231H132ZM136 232V233H137ZM156 232V231H155ZM168 232V231H167ZM95 233V232H94ZM135 233V234H136ZM173 233V232H172ZM47 234L49 233H44V232H36V231H31V230H17V229H7V228H0V264H54V257L58 256L59 260L57 262H61V257H64V249L59 245L61 243V241L57 238H53L52 236H47ZM164 234V233H163ZM217 235L219 233H216ZM141 235V234H140ZM153 235L154 237H156L153 233L148 234L146 236H142L141 238H151ZM161 235V234H160ZM165 235V234H164ZM185 235V234H184ZM132 238L134 236H131ZM163 237V236H162ZM200 237V238H201ZM160 238V237H159ZM206 239H209L208 236H205ZM135 239V238H134ZM233 239V238H232ZM261 239V238H260ZM139 240V239H138ZM202 240V239H201ZM215 240V239H214ZM258 238L255 237L252 241L255 242L257 241ZM188 241V240H187ZM149 242V241H148ZM260 242V241H259ZM158 243V242H157ZM204 245L206 246V243L203 241ZM221 244L220 247H224L226 245L225 241H219L216 242ZM228 243V242H227ZM249 243V237H243L242 236V232L239 230V235L235 236V241L232 244L231 242H229V246H227V252H233V254L229 257V263L231 264H236L239 261H242L244 259L245 256L248 257H252L255 258L256 255H250L249 253H247L246 250H242V248H244L246 246V244ZM96 244H98V241H96ZM237 245V250L234 252V246ZM177 246V245H176ZM179 246V245H178ZM262 246V247H261ZM187 246H184V248ZM193 247V246H192ZM183 248V247H182ZM180 249V251H183V253L185 254L184 248ZM177 249V248H176ZM198 249V248H197ZM241 249V250H240ZM173 249L170 248L169 250H166L170 253H166V255H163L162 259L160 262V264H173L174 262V258H172V255L174 254L173 251H171ZM188 250H192L193 249H188ZM187 250V251H188ZM196 250V249H195ZM194 250V252H195ZM240 250V251H239ZM215 251V250H214ZM254 252H259L261 254V258L262 260L260 262H258V264H264V239L263 241L260 242L259 246H255L253 248ZM190 252V251H189ZM197 252V251H196ZM191 253V252H190ZM200 253V252H199ZM210 253V252H209ZM227 254V253H226ZM248 254V255H246ZM190 255V254H189ZM195 255V254H194ZM212 255V254H211ZM52 256V257H50ZM61 256V257H60ZM103 256V255H102ZM222 256V255H221ZM224 256V254H223ZM183 257V256H182ZM212 257V256H211ZM216 257V256H215ZM103 258V257H102ZM188 258V257H187ZM194 258V256H193ZM226 258V257H225ZM105 259V258H103ZM158 259V258H157ZM177 259V258H175ZM182 259V258H180ZM189 259V258H188ZM213 259V258H212ZM211 259V261H212ZM221 259V257H220ZM250 259V258H249ZM256 259V258H255ZM99 260V259H98ZM92 260L91 264H101L100 260ZM185 260V259H184ZM227 260V259H226ZM105 262V260H103ZM187 261V260H185ZM214 261V260H213ZM216 261V260H215ZM220 261V260H219ZM107 262V261H106ZM109 262V261H108ZM178 262V261H177ZM184 262V261H183ZM247 262V261H246ZM254 262V261H253ZM194 263V262H193ZM201 263V262H200ZM107 264V263H104ZM178 264V263H177ZM181 264V263H180ZM191 264V263H190ZM225 264V263H224ZM257 264V262H256Z\"/></svg>",
	"mask_w": 264,
	"mask_h": 264
},
{
	"label": "water",
	"instance_id": "3",
	"mask_svg": "<svg viewBox=\"0 0 264 264\" xmlns=\"http://www.w3.org/2000/svg\"><path fill=\"white\" fill-rule=\"evenodd\" d=\"M253 101H254V103H257V98H256V96H254V98H253ZM252 104V103H251ZM244 105L246 106L247 105V103H244ZM253 105V104H252ZM261 109V108H260ZM259 109V110H260ZM249 110H251V109H247L245 112H244V114L246 115L247 113H249ZM240 117H242V114H240ZM250 124V123H249ZM249 124H247V125H249ZM246 125V126H247ZM245 126V127H246ZM18 138H22V139H27V138H23V137H18ZM15 140V139H14ZM8 144H9V142H8ZM10 145V144H9ZM0 146H1V143H0ZM7 147H9V148H11L10 146H7ZM14 149H16L17 147H13ZM74 156V158H79V156H77L76 154H74L73 155ZM81 160L83 159V158H80ZM94 159H99V160H101L103 163H107L108 161H110V158L109 159H104V158H94Z\"/></svg>",
	"mask_w": 264,
	"mask_h": 264
}]
</instances>
